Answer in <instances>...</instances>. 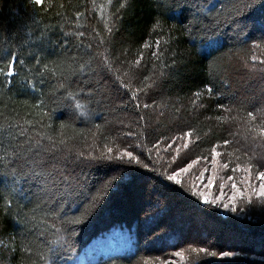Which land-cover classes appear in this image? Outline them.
<instances>
[{"label": "trees", "instance_id": "obj_1", "mask_svg": "<svg viewBox=\"0 0 264 264\" xmlns=\"http://www.w3.org/2000/svg\"><path fill=\"white\" fill-rule=\"evenodd\" d=\"M261 129L264 0H0V264H264Z\"/></svg>", "mask_w": 264, "mask_h": 264}, {"label": "snow or ice", "instance_id": "obj_2", "mask_svg": "<svg viewBox=\"0 0 264 264\" xmlns=\"http://www.w3.org/2000/svg\"><path fill=\"white\" fill-rule=\"evenodd\" d=\"M35 2L37 4H41L43 3V0H35ZM199 25H194L193 28L196 29L198 28ZM7 74L9 76H11L13 74V72L15 71L14 69V64L12 61H10L7 65ZM83 67V66H81ZM209 91H211V89H209ZM133 95H135L133 93ZM79 103H77V107H79ZM249 116H252V113H248ZM63 127V125H62ZM262 132H264V129H261ZM225 144L228 143L227 140L224 141ZM185 147H187V145H185ZM108 152L111 153L112 149L108 148ZM82 155V154H81ZM124 155H126L128 157V163H137L140 164L141 163V159L139 156L134 155L133 151H127L126 153H117L116 158L123 160L124 159ZM213 155H218V153L215 152V149L213 150ZM112 156H108V159H112ZM33 163L36 165V167L40 168L41 171L39 173H37L35 175V179L37 180H42L44 182V188H43V194L48 196L49 201L56 203L58 206L63 204V201L66 197L71 196L73 193H76L77 190L79 188H81L82 186V180H81V176L83 175V173H79L76 174L75 171H67V164L64 165V167L62 168L59 163L54 164L53 167L49 170L47 168H45L43 166V164L33 161ZM193 163H195V161H193ZM144 168H148L149 164L144 163L143 164ZM188 167L190 168L191 165H188ZM225 167H227V165H225ZM253 166L251 164L248 165V168H252ZM237 168H239V165H237ZM188 168H181L179 170V172H187ZM257 177L259 178V180L261 181L260 183V190L256 191V195L259 197H264V171H259L256 173ZM167 179L169 181H175L177 184L181 183V180L179 179V173L174 169L172 171L171 174L167 175ZM231 179V178H230ZM221 188H223V185H220ZM232 188L233 189H237V184L233 183L232 184ZM100 192V190H98V193ZM60 193L59 196H57L56 194ZM198 195L205 199V202H209L207 200V197L204 196V193H198ZM240 195L243 197L244 194L243 192H240ZM251 196H248V199H250ZM97 197L93 196L91 198V200L89 201V203L94 204L96 201ZM233 202L235 201V195L232 197ZM211 203H216V200L213 199L212 201H210ZM224 207H229V205L225 204ZM236 208L232 207V211H235ZM68 223H73V222H78V221H67ZM193 251L196 252H207V249H193ZM222 256H230L232 255L231 252L225 253V252H220L219 253ZM212 255H216V253H212Z\"/></svg>", "mask_w": 264, "mask_h": 264}, {"label": "rangeland", "instance_id": "obj_3", "mask_svg": "<svg viewBox=\"0 0 264 264\" xmlns=\"http://www.w3.org/2000/svg\"><path fill=\"white\" fill-rule=\"evenodd\" d=\"M123 237H124L123 233L116 232V233H113L111 237L104 239L105 241H103L102 244L106 248H105V251L102 253H106V254L117 253L124 246ZM94 247H95L94 250H96L98 253L101 252V251H98L99 250L98 244H96V246ZM92 256L93 254L89 255V257H92Z\"/></svg>", "mask_w": 264, "mask_h": 264}]
</instances>
